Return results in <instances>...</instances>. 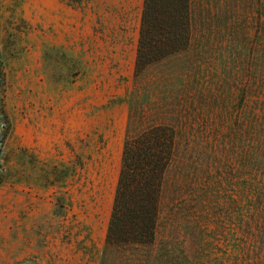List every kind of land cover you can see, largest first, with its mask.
<instances>
[{
    "label": "rangeland",
    "instance_id": "374dc122",
    "mask_svg": "<svg viewBox=\"0 0 264 264\" xmlns=\"http://www.w3.org/2000/svg\"><path fill=\"white\" fill-rule=\"evenodd\" d=\"M143 3L0 0V264H100ZM243 174L214 196L208 235L173 233L194 264H264V190Z\"/></svg>",
    "mask_w": 264,
    "mask_h": 264
},
{
    "label": "trees",
    "instance_id": "16d2710c",
    "mask_svg": "<svg viewBox=\"0 0 264 264\" xmlns=\"http://www.w3.org/2000/svg\"><path fill=\"white\" fill-rule=\"evenodd\" d=\"M121 101L128 120L100 264H194L173 233L208 235L237 164L250 171L237 183L264 190V0H144Z\"/></svg>",
    "mask_w": 264,
    "mask_h": 264
}]
</instances>
